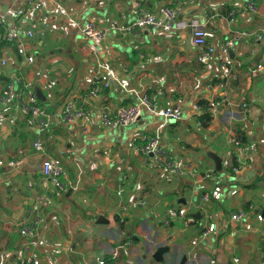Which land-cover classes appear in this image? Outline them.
I'll return each mask as SVG.
<instances>
[{"label":"crops","instance_id":"1","mask_svg":"<svg viewBox=\"0 0 264 264\" xmlns=\"http://www.w3.org/2000/svg\"><path fill=\"white\" fill-rule=\"evenodd\" d=\"M35 1L41 2L39 9L29 6V0H0L6 40L0 50V93L13 75H25L36 83L50 117L48 130L41 135L45 151L67 169L74 188L64 193L55 190L41 174L42 155L33 147L38 130L14 107H0V159L5 164L19 161L15 168L5 165L0 170V264H21L27 242L18 222L39 199L44 202L41 234L31 242V249L41 264H98L102 258L107 264H264V220L257 219V213L264 216V73H256L258 65L264 66V18L241 13L244 0H160L162 5L182 3V20H196L205 28L218 52L204 66L198 61L189 28L169 35L136 31L123 36L116 31L104 43L90 42L82 34L89 21L100 26L116 21L126 28L134 21L133 4L140 1L152 9L150 0ZM58 4L73 12L61 13ZM234 7L240 11L231 22ZM21 9L25 14L18 16ZM13 25L21 28L27 53L34 56L31 64L15 45L7 44ZM27 30L40 33L28 39ZM237 31L259 32L263 39L242 41L227 63L219 47ZM3 58L8 65H2ZM120 63L128 67L127 73ZM105 68L120 83L92 97L90 91ZM231 68L238 73L236 82L228 79ZM137 92L151 94L159 106L180 103L184 118L163 122L144 113L129 129L104 128L101 111L116 112L135 101ZM70 99L88 112L86 134L61 117ZM213 99L226 100L213 123H208L207 114H196L192 105H207ZM154 132L160 133L161 144L174 156L195 163L201 172L214 170L215 174L199 183L162 174L151 158L136 156L129 146L133 137ZM232 137L250 148L238 175L223 167L224 160L233 158ZM212 155L222 159L221 171ZM206 193L208 201L203 200ZM249 205L256 212L246 222L228 223L230 211ZM168 207H186L195 222L186 227L177 219L167 225ZM99 216L108 223L98 224ZM211 223L218 231L192 245L198 232ZM125 243H130V255L113 259L112 251ZM158 245L170 249L161 262L152 258Z\"/></svg>","mask_w":264,"mask_h":264},{"label":"built area","instance_id":"2","mask_svg":"<svg viewBox=\"0 0 264 264\" xmlns=\"http://www.w3.org/2000/svg\"><path fill=\"white\" fill-rule=\"evenodd\" d=\"M154 3L152 9H148L140 1H137L132 6V14L134 17L133 23L126 27L120 28L116 21L111 22L108 26H100L94 21H89L82 27V34L84 37L93 43H104L110 34L119 31L123 36H126L136 31L151 33L154 35H169L173 31H180L183 29H190L192 35V45L197 50V58L200 64L206 66L210 65L216 53L218 52L214 45L208 40V34L205 28L196 20L190 23L182 20L181 14L183 11L182 3H175L173 5H162L160 0H150ZM41 2L29 0V6L34 9L41 7ZM264 7V1H263ZM56 9L63 14H70L73 9L56 5ZM241 13L258 14L264 18V9L262 10L260 0H244L240 7ZM236 7L231 9L229 18L234 22L238 14ZM24 10L17 11V15H24ZM4 19L5 17H1ZM39 31L27 30L25 35L28 39H33ZM7 44L15 45L17 52L23 57H26L28 63L34 62V56L27 53V45L25 40L21 37V28L18 25H13L7 32ZM246 39L255 42L263 39L262 33L251 31H237L226 37L219 47V53L226 60L231 63L230 56L234 49ZM142 57L144 55H141ZM8 60L3 58L2 65H8ZM123 72H128V67L123 63L119 64ZM256 73L263 74L264 66L258 65ZM228 79L231 81H238V73L232 68L228 72ZM98 83L90 91V96L96 97L108 89L112 88L115 83H120L119 78L115 73L105 68L104 73H100L97 78ZM36 83L25 75H13L9 81L4 85L0 93V107L8 108L14 107L18 113L27 117L30 123L38 130V137L33 143L35 151L42 155L41 174L49 180L54 186L55 190L60 193L67 192L74 188V183L70 178V174L65 167L57 163L49 156L44 148L41 135L45 133L50 126V117L46 108L40 102L36 93ZM135 101L120 106L116 112L111 113L108 110H103L100 113L101 125L112 131L129 129L133 127L144 113H149L159 117L163 122L180 121L184 118V108L180 103H173L168 106H159L156 99L147 92H137ZM226 99H213L206 106V114L208 116V123H213L217 117L220 108ZM203 105L195 102L192 105L193 112L196 114L203 112ZM247 104H243V111H248ZM61 117L66 124H76L79 126L82 133L86 134L89 130L90 118L86 108L78 105L73 99L68 100L61 112ZM234 154L233 158L224 160L223 167L229 174L238 175L241 173L246 164V159L249 157L250 148L242 143L238 137L231 139ZM131 151L136 155L146 160L151 158L154 166L166 176H177L190 178L196 183L210 179L214 174V170H207L205 172L199 171L195 163L184 162L174 156L165 146L161 144V137L159 132H154L149 135H142L133 137L129 143ZM19 161L12 159L5 164L3 159H0V170L5 166L15 168ZM31 185V184H30ZM124 193L122 185L119 186L118 195L121 197ZM210 199L209 194H205L204 201ZM204 204V202H202ZM145 205V202H141ZM44 202L40 199L32 206L28 207L18 222V229L20 234L25 239L27 244L24 245L21 254V264H41L40 258L31 249V242L35 241L41 234V224L43 220L42 207ZM202 208V205H199ZM125 209V207H124ZM254 205H249L247 208L230 211L229 224L240 225L248 220L254 213ZM157 217V216H156ZM182 219L186 227H190L194 222V218L188 215L186 207H168L166 209V224L170 225L172 221ZM259 221L264 220V216L257 213ZM226 226V225H225ZM218 231L215 223L209 224L207 227L198 232V236L192 241V245L197 246L202 240L208 239L211 235ZM73 250V247H70ZM121 255H130V243L115 248L111 257L117 259ZM236 262L238 260L236 259ZM98 264H107L105 259H98Z\"/></svg>","mask_w":264,"mask_h":264},{"label":"water","instance_id":"3","mask_svg":"<svg viewBox=\"0 0 264 264\" xmlns=\"http://www.w3.org/2000/svg\"><path fill=\"white\" fill-rule=\"evenodd\" d=\"M1 23H2V21L0 20V24H1ZM35 91H36V93H37V96H38L39 100L44 101V97H43V95H42L41 90L37 88ZM211 157H212V159L214 160V162H215V164H216V169H217L218 171H221V169H222V159H221V158H218L216 155H212ZM97 223H98V224H104V223H108V221H107L104 217L99 216V217H98V220H97ZM149 252H150V250H149ZM168 252H170L169 247H164V246H160V245H158V246L156 247V252H155L154 255L152 256V258H153V260H154L155 262H161V261H162V255H163V254H166V253H168Z\"/></svg>","mask_w":264,"mask_h":264},{"label":"trees","instance_id":"4","mask_svg":"<svg viewBox=\"0 0 264 264\" xmlns=\"http://www.w3.org/2000/svg\"><path fill=\"white\" fill-rule=\"evenodd\" d=\"M3 30H4V25L0 24V50L6 45L5 35L2 34ZM206 106L207 105H203V107H204L203 113H205V114H206V112H205ZM106 259H108V258H106Z\"/></svg>","mask_w":264,"mask_h":264}]
</instances>
